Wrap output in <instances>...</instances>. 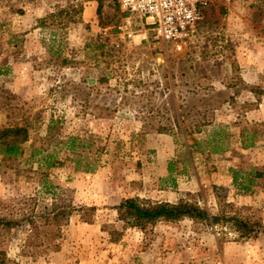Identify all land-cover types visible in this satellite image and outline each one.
Masks as SVG:
<instances>
[{
	"label": "rangeland",
	"instance_id": "obj_1",
	"mask_svg": "<svg viewBox=\"0 0 264 264\" xmlns=\"http://www.w3.org/2000/svg\"><path fill=\"white\" fill-rule=\"evenodd\" d=\"M206 2L176 53L150 33L119 37L117 0L99 14L95 0H0V130L26 122L31 136L17 159L0 154V217L19 220L0 231V264H264V0ZM106 105L112 115L98 117ZM167 117L169 132L133 136ZM68 135L91 144L72 153L58 146ZM42 145L44 160L55 153L48 167L32 156ZM131 197L186 199L209 215L228 203L259 226L246 237L187 217L130 226L116 207ZM59 200L61 224L32 231L24 219Z\"/></svg>",
	"mask_w": 264,
	"mask_h": 264
},
{
	"label": "trees",
	"instance_id": "obj_2",
	"mask_svg": "<svg viewBox=\"0 0 264 264\" xmlns=\"http://www.w3.org/2000/svg\"><path fill=\"white\" fill-rule=\"evenodd\" d=\"M97 2V8L96 13L99 14L102 3L105 0H95ZM82 5H79V11H82ZM103 45L99 43L95 48H101ZM103 54V53H102ZM63 63H68L69 61L67 59L62 60ZM104 80L98 79L97 83H101ZM125 99V98H124ZM103 113L98 114V117H110L112 115L111 107L108 105L102 106ZM150 118L151 115H148ZM153 117V116H152ZM155 118V117H153ZM52 122V121H51ZM149 124L153 123H147V125H143L141 129L135 133V136H139L140 134L148 133L151 130H154L158 133H165L169 132L171 130V122L170 119L167 117L166 122L158 121L157 125L153 129H146ZM50 125L48 126L47 134L44 137L39 138L42 142L45 143L48 138H50ZM256 131H250V135H255ZM263 134V141H264V131H262ZM30 131H29V125L28 123L24 122L22 124H17L15 126H9L5 127L0 130V154H2L6 159H17L22 154V146L27 143L30 140ZM91 137H88L86 139H82L78 136L68 135L65 140H60L58 142V146L60 148L68 149V151L74 153L79 148H84L89 143V140ZM76 141H78L76 143ZM194 143H197L196 140H194ZM243 145L246 146V144L243 143ZM42 148H36L35 152L32 154V156H35V154H40L41 160L44 162L45 166H50V162L48 161V158L55 157V153H49L45 157L47 160H44V151H46V146L42 145ZM35 148V146H33ZM85 150H81L82 152ZM67 156V155H66ZM96 157V156H95ZM94 157V158H95ZM58 163H62L61 161L57 160ZM76 164H79V162L76 161ZM88 166V163L86 164ZM85 165V166H86ZM172 170V168H170ZM239 171L233 170V176L232 181L236 188L247 191L250 190V180L249 183L247 181V184L244 182L246 181V178H243V180H239ZM263 173L259 171L254 172V178L262 177ZM230 206L228 203H223L220 207L219 206V213L216 215H209L206 209L201 208L199 205H197L194 202L188 201L186 199H179L177 202H146L139 200L136 197L126 198L121 201V203L116 207L119 210V213L123 216L125 222L127 225L130 226H143L147 224H153L158 221H178L184 218H190L195 221H208L213 224L221 223L223 225H228L230 228L234 229L235 231H238L240 233L241 237H246L250 233L255 231V228H257L259 225L258 223H248L245 221L242 217L237 216L233 212L230 213L228 210H225V207ZM70 211L69 206L59 200V202L51 203L50 207L45 208V211L38 215V219L34 215H31L29 217H24L25 221L28 222L29 226L31 227L32 231H37V220H44V222L47 223H55V224H61V222L67 217L68 213ZM19 220L8 218V217H0V231L1 230H9L11 229L15 224H17ZM45 238H50L48 233L43 234ZM27 243L30 244L29 239H27ZM45 248H50L53 246V249H57V246L52 243V241H46L43 244Z\"/></svg>",
	"mask_w": 264,
	"mask_h": 264
},
{
	"label": "built area",
	"instance_id": "obj_3",
	"mask_svg": "<svg viewBox=\"0 0 264 264\" xmlns=\"http://www.w3.org/2000/svg\"><path fill=\"white\" fill-rule=\"evenodd\" d=\"M125 13L117 32L122 39L139 41L152 38L164 44L166 49L185 53L198 33V21L203 19L206 0H117ZM133 16H130V15ZM137 18L138 32L133 29V19Z\"/></svg>",
	"mask_w": 264,
	"mask_h": 264
},
{
	"label": "crops",
	"instance_id": "obj_4",
	"mask_svg": "<svg viewBox=\"0 0 264 264\" xmlns=\"http://www.w3.org/2000/svg\"><path fill=\"white\" fill-rule=\"evenodd\" d=\"M84 14H85V15H90V9H89V8H87V9L85 8V10H84Z\"/></svg>",
	"mask_w": 264,
	"mask_h": 264
}]
</instances>
